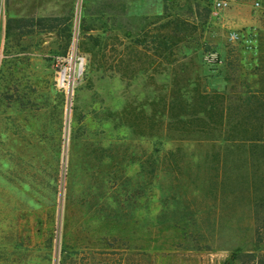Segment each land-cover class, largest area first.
Returning a JSON list of instances; mask_svg holds the SVG:
<instances>
[{"label": "rangeland", "instance_id": "374dc122", "mask_svg": "<svg viewBox=\"0 0 264 264\" xmlns=\"http://www.w3.org/2000/svg\"><path fill=\"white\" fill-rule=\"evenodd\" d=\"M218 18L0 0V264H256L264 25Z\"/></svg>", "mask_w": 264, "mask_h": 264}, {"label": "crops", "instance_id": "0c3cea01", "mask_svg": "<svg viewBox=\"0 0 264 264\" xmlns=\"http://www.w3.org/2000/svg\"><path fill=\"white\" fill-rule=\"evenodd\" d=\"M219 15L216 22L222 32L232 34L244 28L260 27L264 25V0H237L231 8Z\"/></svg>", "mask_w": 264, "mask_h": 264}, {"label": "built area", "instance_id": "2783aa9c", "mask_svg": "<svg viewBox=\"0 0 264 264\" xmlns=\"http://www.w3.org/2000/svg\"><path fill=\"white\" fill-rule=\"evenodd\" d=\"M236 1H237V0H212V2H213V8H214V14L218 15L219 13L228 10L229 8L232 7V5H233ZM75 55H76V50H75V46H74V48H73V50H72V56L74 57ZM81 66H82V64L80 65L79 69L76 70V72H77V71H78V72L80 71ZM65 72H67L66 69H65V70H62L61 73H65ZM61 73H60V75H61ZM59 79H60V78H59ZM60 83H61V87H65L66 83H68V82H66V83L64 84L63 82H61V79H60ZM70 88H71V86H70ZM71 90H72V92H73V89H72V88H71Z\"/></svg>", "mask_w": 264, "mask_h": 264}, {"label": "trees", "instance_id": "16d2710c", "mask_svg": "<svg viewBox=\"0 0 264 264\" xmlns=\"http://www.w3.org/2000/svg\"><path fill=\"white\" fill-rule=\"evenodd\" d=\"M254 253H258V254L255 255ZM254 253L252 251H249V250L244 252V250L241 248H238L235 250V254L238 256L240 255V257H241V255H244V254L245 255L254 254V256H256V260H258V261H256V264H264V250L258 247L255 249Z\"/></svg>", "mask_w": 264, "mask_h": 264}, {"label": "bare ground", "instance_id": "6f19581e", "mask_svg": "<svg viewBox=\"0 0 264 264\" xmlns=\"http://www.w3.org/2000/svg\"><path fill=\"white\" fill-rule=\"evenodd\" d=\"M61 79H62V81H64V83L66 82V80H67V75H66V73H65V75H62L61 76ZM75 80V77L72 75L71 76V82H73Z\"/></svg>", "mask_w": 264, "mask_h": 264}]
</instances>
